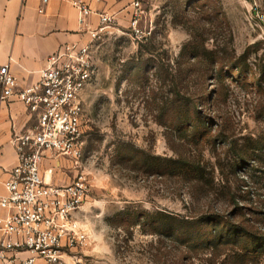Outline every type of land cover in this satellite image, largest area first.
Masks as SVG:
<instances>
[{"label":"rangeland","instance_id":"374dc122","mask_svg":"<svg viewBox=\"0 0 264 264\" xmlns=\"http://www.w3.org/2000/svg\"><path fill=\"white\" fill-rule=\"evenodd\" d=\"M135 6L148 40H137L128 24L107 28L95 42L97 75L84 94L81 166L65 162L58 170L70 182L77 173L90 182L73 218L87 242L63 264H210L209 252L183 254L184 246L161 234L153 220L162 214L202 219L232 206L215 198L193 202L188 184L159 174L154 159L200 158L203 151L207 164L217 155L232 164L245 140H263L264 146V0H135ZM189 42L203 55L195 61L192 53L180 56ZM172 76L182 92L214 97L198 102L202 120L213 118L208 127L198 124L212 128L215 148L211 140L193 149L174 124L172 108L163 111ZM236 167H229L240 175L232 188L239 196L240 186L249 191L240 205L251 217L264 203L255 195L264 194V169L250 161Z\"/></svg>","mask_w":264,"mask_h":264},{"label":"built area","instance_id":"2783aa9c","mask_svg":"<svg viewBox=\"0 0 264 264\" xmlns=\"http://www.w3.org/2000/svg\"><path fill=\"white\" fill-rule=\"evenodd\" d=\"M48 0H43L47 2ZM88 40L61 45L47 58L38 80L19 85L9 65L0 67V102L16 100L34 119L29 131L12 143L19 162L3 183L0 195V264H63L67 253L83 247L87 235L76 228L75 213L86 201L90 182L77 173L68 184L47 182L61 159L74 169L81 166L84 145V94L97 75L94 44L116 23L114 15L94 14L85 0H68ZM140 7L131 19L135 38L148 40L150 31L139 27ZM54 162L44 168L45 160Z\"/></svg>","mask_w":264,"mask_h":264},{"label":"trees","instance_id":"16d2710c","mask_svg":"<svg viewBox=\"0 0 264 264\" xmlns=\"http://www.w3.org/2000/svg\"><path fill=\"white\" fill-rule=\"evenodd\" d=\"M203 48L205 52L206 49ZM186 53H192L191 60L194 61L203 56L192 42L184 46L180 56H185ZM171 78V99L165 101L163 111L166 112L172 108L176 118L174 124L180 125L183 130V137H181L186 143L189 142V145L191 143L193 149H197L199 144L210 145L211 140L212 147L215 148L212 128H207L213 118L203 121L204 117L198 105L200 100H205L209 96L203 93H184L176 77ZM214 96H217L216 92ZM209 98L214 99V97ZM199 121H202L204 125L207 124V127L201 130ZM203 136H205L204 139H202ZM217 136L223 137L221 133ZM262 144L263 140L259 139L250 138L247 142L245 140L240 145L232 164L229 160L225 162L217 155L213 164L208 163L209 166L202 157L203 151H200V158L177 154V158L154 159L157 163L153 166L157 168L159 174L168 175L188 184L187 194L193 202L215 198L224 200L228 206H232V210L224 212L222 209H216V211L205 212V217L202 219L194 215L162 214L163 219L160 221L154 219L153 226L157 225L161 234L180 242L184 246L183 254L197 252L199 248L206 250L210 254L208 259L210 264H259L264 259V203L260 204L256 211L251 210L252 216H248L250 213L243 205H240V202L243 196L249 194V191L241 189L242 185L240 192L243 195L239 196L238 189L232 188V183L234 180L239 181L240 175L235 170L230 171L229 167L237 166V169L250 161L264 169ZM148 162L144 161L143 167L148 168L150 166ZM255 195L259 198L264 197L261 193H255ZM184 260H187L186 255L182 258V261Z\"/></svg>","mask_w":264,"mask_h":264},{"label":"crops","instance_id":"0c3cea01","mask_svg":"<svg viewBox=\"0 0 264 264\" xmlns=\"http://www.w3.org/2000/svg\"><path fill=\"white\" fill-rule=\"evenodd\" d=\"M94 14L89 21L98 23L97 13H107L116 18L115 25L127 26L135 13V0H85ZM83 27L78 21L77 10L68 0H0V67L9 65L19 85L35 83L47 58L61 45L79 40L86 41ZM33 117L15 99L0 102V195H6L3 183L19 159L12 143L17 134L34 126ZM61 165L55 164V172L47 182L62 185L70 183V177L59 175ZM54 162L45 160L44 168ZM5 212L0 209V216Z\"/></svg>","mask_w":264,"mask_h":264}]
</instances>
